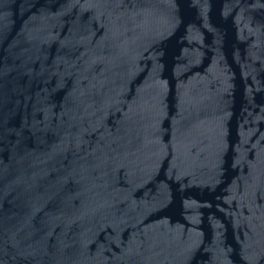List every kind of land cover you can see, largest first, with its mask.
<instances>
[{
	"label": "water",
	"instance_id": "obj_1",
	"mask_svg": "<svg viewBox=\"0 0 264 264\" xmlns=\"http://www.w3.org/2000/svg\"><path fill=\"white\" fill-rule=\"evenodd\" d=\"M0 264H264V0H0Z\"/></svg>",
	"mask_w": 264,
	"mask_h": 264
}]
</instances>
